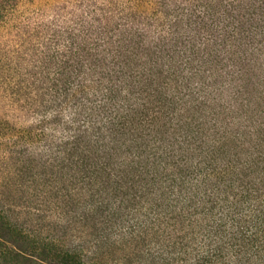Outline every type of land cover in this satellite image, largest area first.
Wrapping results in <instances>:
<instances>
[{
	"label": "trees",
	"instance_id": "trees-1",
	"mask_svg": "<svg viewBox=\"0 0 264 264\" xmlns=\"http://www.w3.org/2000/svg\"><path fill=\"white\" fill-rule=\"evenodd\" d=\"M144 1L161 9L152 23L137 22ZM225 1L109 0L46 56L43 85L57 114L73 109L61 152L82 164L104 152L113 199L128 185L115 166L135 164L133 180L152 183V232L175 234L187 264H264V11L250 8L264 0ZM180 23L202 36L179 41ZM207 64L222 87L202 80Z\"/></svg>",
	"mask_w": 264,
	"mask_h": 264
},
{
	"label": "rangeland",
	"instance_id": "rangeland-1",
	"mask_svg": "<svg viewBox=\"0 0 264 264\" xmlns=\"http://www.w3.org/2000/svg\"><path fill=\"white\" fill-rule=\"evenodd\" d=\"M108 1L0 0V264L189 261L175 234L169 237L152 232V183L146 176L141 181L133 180L129 170L135 164L127 159L120 168L115 166L128 185L119 188L120 197L113 199L114 175L109 178L96 165H101L97 155L104 152L92 146L93 152L83 156L87 164L77 163L76 157L70 159L61 152V136L70 132L73 109L69 103L57 114L50 96L45 94L46 56L76 28L78 17ZM190 1L212 4L214 9H222L226 2ZM144 3L138 5L145 12L138 14L137 22L152 23L160 8ZM250 8L256 9L258 18L264 11L259 4ZM175 27L177 35L183 36L177 40L188 36L199 39L196 25L180 23ZM141 59L149 66L152 56L144 54ZM167 63L166 58L161 59L157 66L164 65L167 70ZM169 64L171 69L179 68L174 61ZM208 68V64L202 67V80H215L208 77ZM181 70L178 73L182 76ZM220 79L214 86L221 85ZM195 80L200 81L201 76ZM222 90V95L228 97L233 89ZM82 141L87 144L88 138ZM126 151L123 146L120 153L125 156ZM27 254L30 259L25 258Z\"/></svg>",
	"mask_w": 264,
	"mask_h": 264
}]
</instances>
